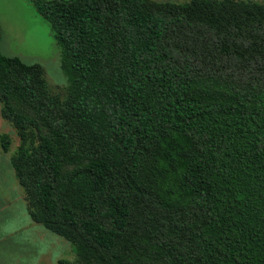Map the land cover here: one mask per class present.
<instances>
[{
  "label": "trees",
  "instance_id": "16d2710c",
  "mask_svg": "<svg viewBox=\"0 0 264 264\" xmlns=\"http://www.w3.org/2000/svg\"><path fill=\"white\" fill-rule=\"evenodd\" d=\"M31 1L69 82L0 52V113L55 264H264V0Z\"/></svg>",
  "mask_w": 264,
  "mask_h": 264
},
{
  "label": "rangeland",
  "instance_id": "374dc122",
  "mask_svg": "<svg viewBox=\"0 0 264 264\" xmlns=\"http://www.w3.org/2000/svg\"><path fill=\"white\" fill-rule=\"evenodd\" d=\"M0 26V52L41 64L48 87L65 91L69 81L61 66L60 46L33 2L0 0ZM2 133L10 135L11 148L3 151L0 145V264H55L58 258L74 259V246L68 240L30 219L23 189L10 162L18 138L0 113Z\"/></svg>",
  "mask_w": 264,
  "mask_h": 264
}]
</instances>
